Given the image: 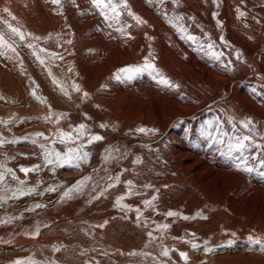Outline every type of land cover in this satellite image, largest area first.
<instances>
[{"label": "bare ground", "instance_id": "obj_1", "mask_svg": "<svg viewBox=\"0 0 264 264\" xmlns=\"http://www.w3.org/2000/svg\"><path fill=\"white\" fill-rule=\"evenodd\" d=\"M127 2L146 23L137 24L126 11L119 22L106 20L90 0H61L59 6L50 0H0V20L26 34L24 41L15 38L18 56L0 55V96L9 100L0 98V117L13 121V134L22 137L14 149L33 150L25 160L16 156L25 153L11 150V162L5 163L25 183L5 178L0 184V221H8L0 222V264L29 257L38 264H185L180 248L188 250V264H264V251L248 240L264 239V148L245 153L256 169L251 173L238 169L228 150L229 137L247 134L242 124L247 119L255 141L264 145V0ZM164 14L183 17L177 24L198 40L182 38ZM0 31L9 38L6 26L0 24ZM210 41L223 53L220 60L196 50ZM149 53L179 87L158 84L147 72L114 78L118 69L142 64ZM229 61L230 70L223 67ZM80 124L87 125L88 135L104 139L90 147L88 135L76 142L87 145L90 156L69 178L76 184L91 179L71 198L62 199L63 192L54 197L46 188L58 173L39 168L25 175L19 167L42 158L39 141L58 138V129L75 135ZM139 127L156 131L145 134ZM25 137L36 139L37 146ZM137 157L141 163H135ZM18 187L35 191L13 196ZM120 196L129 208L116 204ZM153 196V207L146 206ZM169 211L181 215L169 217ZM162 224L170 227L158 229ZM165 248L169 257L162 255Z\"/></svg>", "mask_w": 264, "mask_h": 264}, {"label": "snow or ice", "instance_id": "obj_2", "mask_svg": "<svg viewBox=\"0 0 264 264\" xmlns=\"http://www.w3.org/2000/svg\"><path fill=\"white\" fill-rule=\"evenodd\" d=\"M50 2L54 5H61V0H50ZM73 3H75V0H72ZM92 6L97 9L100 13V15H102L106 20H112V21H117L119 22L121 16L124 14V12H127V15L132 17V19H134L136 21L137 24H144L146 23V21H144L141 17H139L138 15H136L134 12H132L127 0H90ZM152 0H149V3H151ZM160 3H164V0H159ZM213 2L215 3L216 0H213ZM172 3L174 4H178L179 0H172ZM3 12L7 13L9 16L12 17V19L14 20L15 17L12 16L10 10L5 7L3 9ZM239 15L242 17L244 16L243 12H240ZM165 19L167 20V22L169 24H171L173 27H175L177 29L178 32H180L182 34V38L187 39L189 41H197L198 38L188 34L185 27L183 25H179L177 24V21L183 20V17L181 16H174L172 19H168L167 14H164ZM219 23V22H218ZM0 24H3L4 26H6L7 30H8V35L9 38L6 39L5 38V33L3 31H0V55H6L7 52H12L15 53L17 56L19 55L16 52V47L14 46L16 43L15 38H18L20 41H24L26 39V34L25 32H23L21 30L20 27L14 26L13 24H11L8 20H0ZM122 34L125 33V29L124 28H120L118 29ZM27 36H32L31 33H27ZM34 40H39L40 37H32ZM221 42L224 43L225 45L227 44V41L224 40V37L221 36ZM69 43H71V41H69ZM27 47L34 49L33 50V55L36 56L37 60H39V62L41 64L44 63V60L41 59V57L37 54V52L35 51V45L29 43L27 45ZM215 49V42L214 41H210L209 43H207L206 45H199V47L196 49L198 51H204V54L206 56H210L212 59L215 60H220L221 56L223 55V53L221 52H217L214 50ZM40 51H46L45 49H40ZM54 55V54H53ZM236 57L237 59H240L241 57V53L240 52H236ZM230 61L228 64H224L223 67H225L226 69L230 70L229 65H230ZM147 72L149 75H151L153 77V79H155L157 81L158 84H162L165 87H179L178 85H175L172 81H170L162 72L161 70L155 65V63H153V59L151 58V53H149L148 57L144 58V62L140 65H132V66H126L123 68L118 69L117 73L114 75V78L117 80H121V79H134L137 76L143 74ZM51 75V73H49ZM53 83H56L55 79L53 80ZM74 90L79 92L81 91L79 85H74ZM255 91V90H254ZM33 96L36 95V93L33 91ZM65 95H67V92L65 91ZM84 96L87 97L88 93L85 92ZM38 100H41V102H46L43 99H41L40 97H36ZM47 119V118H46ZM8 123L7 121H3L0 120V124H6ZM243 127L245 129H247V134H235L232 137H229V141H228V150H229V155L233 156V154H235L233 156V159L235 161V166L238 169H241L243 171L246 172H253L256 169L252 166L249 165L248 163V159L249 157L245 155V153L247 151H249V149L251 148H264V145L262 144H258L253 135V127H250L253 125V121L251 119H247L246 121H242ZM101 128L106 127V125L101 124L100 125ZM87 125L85 124H80L78 125L75 129H73V132H75V135H73L72 132H64L63 130L58 129L57 131V137H58V142L60 144H64V145H75V146H68L66 148V151L61 152V151H57L55 149H49L45 144H40L39 147L41 149H43V157H44V161L45 164H55L59 167H63L65 165L67 166H75L77 168L80 167V163H87L90 153L86 152V151H82V149L85 147V144L83 143H76L79 140H82L85 135L87 134ZM233 130L235 132V125H233ZM137 132H141V133H149V132H155V129H146L144 127H139L136 129ZM37 137H43L44 134L43 133H36L35 134ZM225 135H227V133H225ZM264 138V137H262ZM23 139H28L27 137L23 138ZM45 139H47L45 137ZM104 138L100 135H88V139H87V144L90 145L95 141H100L103 140ZM18 140H12V141H6L3 138H0V146H2L4 143H17ZM31 143L36 144L37 140L36 139H32ZM53 144L57 143L56 140L52 141ZM117 151H119L118 149H116ZM107 152H111V149H107ZM110 157L106 156L105 160L107 161ZM254 158V157H253ZM135 163H141V160L139 157H137ZM260 163L262 165H264V159H261ZM40 168L39 165L33 166L31 168H24L21 167L20 171L23 172L25 175H27L30 172H34V171H38ZM9 174H11V179L13 180H18L20 185H24V181L19 180V178L15 175V173H13L12 169L7 168L6 164L4 163H0V184H3L6 176H8ZM261 175H264V173H261ZM91 177H84L82 180L78 181V183L76 185H74L72 188H69L68 190H66L63 193V198H71V193L73 192H78L82 187L86 186L87 181L90 180ZM115 180L117 183H119L120 181V177L116 176ZM127 185L129 186V194H131V188L133 186L132 181L129 180L126 182ZM115 185H110V187H114ZM145 187H152L151 185H145ZM48 191H54V188H49L47 189ZM35 189L34 188H28L27 190H25L23 187H18L16 189L15 192H13V196L16 195V193L18 192L20 195H29L32 192H34ZM102 194V193H101ZM124 196H120L117 198L116 200V204L122 208H129V205H125L122 204V201L124 200ZM3 197H0V200H2ZM157 199L156 196H153L151 198V200H145L144 204L148 207H153V201H155ZM43 205L37 204L35 207L36 208H40ZM32 209H29V211H31ZM138 216L137 218L139 219L140 216V210L136 209ZM167 216L172 217V216H180V213L177 212H173V211H169L166 213ZM198 215H200V217L202 219H207L206 216H203L202 214L198 213ZM182 219L188 220V219H195V217H188V216H182ZM0 222H8V221H0ZM100 227H103V225H100ZM158 229H162V230H167L170 225L169 224H162V225H158L157 226ZM34 235H39V228H37L36 232L34 233ZM148 235L151 237L152 233L149 232ZM195 235V234H192ZM233 236H235V233H232ZM248 240L251 244L254 245H259L261 250L264 251V239L260 238V237H253V236H249ZM232 241L229 242V244H231ZM192 248L193 249H198L199 245L196 243H192ZM55 251H59V248H56ZM205 252H211L213 251V249L205 247L204 248ZM130 255H147V253H130ZM162 255L164 257H169V250L167 248H165L162 251ZM180 257L184 260L185 264H188V253L186 252H180L179 253ZM14 264H38V262L34 259H32L31 257L27 258L26 260H16L14 262Z\"/></svg>", "mask_w": 264, "mask_h": 264}, {"label": "rangeland", "instance_id": "obj_3", "mask_svg": "<svg viewBox=\"0 0 264 264\" xmlns=\"http://www.w3.org/2000/svg\"><path fill=\"white\" fill-rule=\"evenodd\" d=\"M151 55H152V53H151ZM0 98H1V100H4L3 102H8L9 100H7V99H5V97L3 96H0ZM4 98V99H3ZM7 100V101H6ZM37 105V104H36ZM2 117V116H1ZM0 117V120H3V121H7L8 123H6V124H0V129L1 128H3V129H1L0 131H1V133H0V138H3L4 140H6V141H12V140H18V137L20 138L21 136H16V135H14L13 134V128H14V126L13 125H11V123L13 122V121H9L7 118H5V117H3V118H1ZM4 125V126H3ZM100 126V125H99ZM10 130V131H9ZM12 131V132H11ZM4 133H6L7 135H4ZM11 136V135H13L14 137L13 138H10L9 136ZM22 138V137H21ZM28 140H30L31 141V139H28ZM53 140H56L57 142H58V138H54V139H52L51 141H48V142H40L39 141V143L38 144H45L47 147H49V149H55V150H57V151H61V152H64V151H66V145H64V144H61V145H59L60 147H57V145H55V144H52V141ZM29 141V142H30ZM18 143V142H17ZM17 143H4L2 146H0V158H4L5 156H7L8 157V159L7 158H4L5 160H0V163H8V162H11V160L9 159V157L11 156V154L9 153V151H11V153H14V154H16V152L17 151H21V152H23V153H25L24 155H19L18 153L16 154V156H18V157H21V158H23V160H25L26 159V157H28L29 156V154H30V152L29 151H33V150H31V148L28 150V149H26V150H23V149H20V148H15L14 149V145L15 144H17ZM59 143V142H58ZM31 145L33 144V143H30ZM36 146H37V143L35 144ZM67 146H70V145H67ZM72 146V145H71ZM51 147V148H50ZM54 147V148H53ZM86 148H87V145L85 146ZM88 147H90V145H88ZM62 148V149H61ZM86 148H83L82 149V151H84V149H85V151L87 152V149ZM19 149V150H18ZM39 150L40 151H42L43 149H41L40 147H39ZM89 152V151H88ZM41 155H42V158L41 157H39L40 159H38L37 160V162H30V163H23V162H21L22 164L20 165V169H21V167H24V166H29V167H33V166H36V165H39L40 166V169H42L44 172H45V170L47 171V170H49L50 168L52 169V171H54L56 174H57V176H55V178L52 180V181H49V184L50 185H48V188H46V189H49V188H55V190L54 191H49V194H54V197H55V194L56 195H59V194H61L62 192L64 193L66 190H68L69 188H72L75 184H76V182L75 181H73L74 179H70L72 176H73V169L75 168V166H67V165H65V166H63V167H59V166H57V165H55V164H45L44 162V164L42 163V161H43V159H44V157H43V151L41 152ZM38 157V156H37ZM36 156H34V157H32V158H37ZM40 160V161H39ZM35 163V164H34ZM83 163V162H82ZM42 164V165H41ZM81 164V163H80ZM96 164L94 163V166H95ZM7 168H10V169H12V171H13V173H15L16 174V176H17V172L16 171H18L15 167H13V166H6ZM52 167H56V169H53ZM92 168H94V167H92ZM91 168V170H93ZM90 170V171H91ZM19 172V171H18ZM21 172V171H20ZM35 172V171H34ZM34 172H30V173H28V174H32V173H34ZM72 172V173H71ZM21 173H23V172H21ZM69 173V174H68ZM27 174V175H28ZM70 175H71V177H70ZM66 176V177H65ZM18 177V176H17ZM70 177V178H69ZM11 179V176L10 175H8V176H6V179ZM69 178V179H68ZM58 189V190H57ZM64 189V190H63ZM57 190V191H56ZM59 190H61V191H59ZM54 192V193H53ZM74 193H76V192H74ZM80 194V193H79ZM1 206H4L5 207V205L3 204H1ZM9 206V205H8ZM6 209H13V206H12V204L9 206V207H7ZM43 209H45V208H43V206H42V208L40 207V211L41 210H43ZM12 217H14V216H12ZM18 221L19 220V218H13L11 221ZM10 221V222H11ZM178 252L180 253V252H186V253H188V250L187 249H184V248H180L179 250H178Z\"/></svg>", "mask_w": 264, "mask_h": 264}]
</instances>
